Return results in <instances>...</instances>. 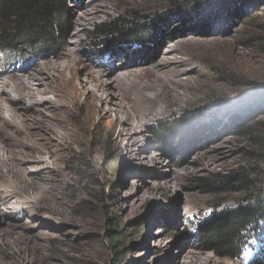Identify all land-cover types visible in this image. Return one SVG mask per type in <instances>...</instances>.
Listing matches in <instances>:
<instances>
[{"label":"rangeland","instance_id":"rangeland-1","mask_svg":"<svg viewBox=\"0 0 264 264\" xmlns=\"http://www.w3.org/2000/svg\"><path fill=\"white\" fill-rule=\"evenodd\" d=\"M68 9L67 31L45 55L0 51V97L4 81L69 48L83 82L89 72L110 81L129 74L111 97L135 118L154 111L127 130L115 113H99L102 102L77 95L70 71L58 86L60 109L39 115L10 104L35 132L58 129H45L50 140L34 148L8 114L0 117V264H115L111 218L122 222L123 264H264V0H69ZM121 18L163 19L172 39L155 45L154 34L149 52L136 45L98 53L92 44L102 39L93 33ZM166 59L185 84L181 97L154 80ZM235 118L249 130L233 134ZM179 120L187 149H161L149 127ZM250 204L263 214L239 257L207 251L201 226Z\"/></svg>","mask_w":264,"mask_h":264},{"label":"trees","instance_id":"trees-1","mask_svg":"<svg viewBox=\"0 0 264 264\" xmlns=\"http://www.w3.org/2000/svg\"><path fill=\"white\" fill-rule=\"evenodd\" d=\"M68 2L69 0H0V51L25 53L30 58L45 55L67 31ZM234 15L239 17L237 13ZM145 23L121 18L100 25L93 36L96 40L102 39L101 44H92V47L100 54L110 49L122 50L136 45L143 48V52H149L153 50L152 44L155 42L157 45L159 41H171L173 29L169 28L167 21L158 18ZM154 34L157 35L155 42ZM236 119L229 127L232 133L237 135L247 132V122ZM184 123L181 120L162 122L149 127V130L157 138L161 149L182 153L187 149L184 148ZM234 180L235 178L230 179V183ZM262 214L263 207L260 204L240 206L223 212L201 226L198 239L207 251L220 258L235 260L243 247L244 234L257 223ZM107 227L111 249L116 258L114 262L123 264L120 252L125 245L122 222L111 218L107 220Z\"/></svg>","mask_w":264,"mask_h":264},{"label":"bare ground","instance_id":"bare-ground-1","mask_svg":"<svg viewBox=\"0 0 264 264\" xmlns=\"http://www.w3.org/2000/svg\"><path fill=\"white\" fill-rule=\"evenodd\" d=\"M74 36L79 38L78 34H74ZM71 53L68 48L66 52L57 54L56 59H48L43 63H39L30 72L18 75L10 82L4 81L1 90L4 96L0 97V117L5 113L8 114V117L12 120V125L18 129L19 134L29 143V146L38 148L45 140L42 132L46 129V134L55 135L58 127L50 125L51 127L48 126L45 128L40 125V130L35 132V127L28 121L27 116L23 112L18 113V110L11 107L10 104L19 101L20 104L28 108L31 107L32 111L39 115L44 114L45 111L60 109L58 105L60 96L57 94V90L58 86L64 82L65 74L68 71L72 75L69 80V85L77 91V95L87 93L92 101L102 102L103 106L99 109V113H105L107 115L115 113L117 116L116 122L122 124L123 128L131 131L135 129L136 120L144 123V120L149 119L154 111L153 109L146 108L140 118H135L131 113L122 108V104L118 99L111 97V95L113 96L112 91L114 89L121 86V83L122 86L125 85L130 80L129 74L119 75L116 77V80L110 81L107 78L108 76L102 72H89L88 80L83 82L81 79L82 74L80 72L76 73V69L71 63V60L67 58ZM174 63V61H169L168 59L163 60L157 64L152 74L157 83H162V88H167L174 96L177 94V97H181L179 90L185 84L175 74L176 66ZM119 80L120 85L117 84ZM95 90L100 95H96ZM105 95H108V99H110L108 105L111 107L110 110L107 109L105 104ZM52 96L56 98L55 101L52 100ZM146 99L149 100L150 98L146 97ZM50 119L57 121L55 117Z\"/></svg>","mask_w":264,"mask_h":264}]
</instances>
